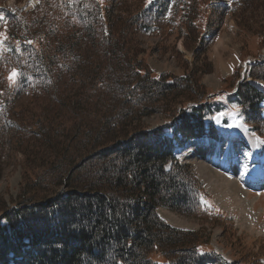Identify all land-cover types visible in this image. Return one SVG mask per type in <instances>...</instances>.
<instances>
[{"label":"trees","instance_id":"obj_1","mask_svg":"<svg viewBox=\"0 0 264 264\" xmlns=\"http://www.w3.org/2000/svg\"><path fill=\"white\" fill-rule=\"evenodd\" d=\"M225 6L143 0L133 12L123 0H39L27 13L0 7V156L10 133L15 146L27 143L26 162L39 155L18 198L0 199V264H262L255 255L223 257L199 240L204 230L173 226L158 208L223 218L176 150L192 139L220 141L215 116L228 124L230 104L264 139V92L243 81L176 109L173 97L205 89L190 74L152 70L132 40L162 32L172 7L188 34L196 30L198 47ZM249 75L264 80V59ZM25 94L43 108L32 119L16 110ZM159 107L172 112L166 125L140 124Z\"/></svg>","mask_w":264,"mask_h":264},{"label":"rangeland","instance_id":"obj_2","mask_svg":"<svg viewBox=\"0 0 264 264\" xmlns=\"http://www.w3.org/2000/svg\"><path fill=\"white\" fill-rule=\"evenodd\" d=\"M0 1L2 3L4 0ZM123 1L130 6L133 12H137V6L143 3V0ZM36 2L37 0H7L2 4L13 9H22L27 13ZM237 2L239 4L234 5V2L232 7L227 5L229 7H222L219 14H213L215 18L213 26H208L212 33L206 32L203 42L198 47L193 36L197 33L196 30L188 34L189 26L183 23L180 18L181 13L177 11L174 14L171 13L163 21L162 32L154 35L140 33L137 36L131 35V37L134 36L132 40L137 44L135 46H140L139 57L143 58L152 70L171 73L175 76L190 74L193 84L197 85L200 82L205 89L199 92L195 91V86H193L192 91L173 97L169 102L176 106V109H180L183 104L200 103L204 95V100L209 97L210 92L230 93L240 85L239 83L248 79L245 76L254 60L264 59V0H242L241 2L238 0ZM2 27L0 23V42H2ZM236 69H239V74L235 73ZM35 103L38 104L35 105ZM39 103L41 101H31L30 96L25 94L16 101L15 105L18 113L26 111L23 118L32 119L31 113L39 114L43 110ZM171 103L162 106L172 109ZM61 110H52L53 115H60ZM158 110L144 117L140 124L149 129L165 125L172 112L168 114L160 107ZM13 112L11 109L8 113L9 117ZM223 112L224 115L230 116V124L228 126L220 124L223 130L222 141L217 143L214 139L208 138L196 140L195 143L191 141L176 151L181 162L189 164L194 175L203 183L212 201L224 211L223 218L211 217L212 215L207 213L187 214L165 207H159L158 211L173 226L187 230H204L199 240L209 242L224 256H229L231 260H239L242 257L251 259L255 255L264 264V182L257 183L250 177V174L248 175V171L255 165L256 168L264 171V140H258L260 148L256 158L259 161L254 163L251 161L255 157L252 144L243 136L245 132L251 133L240 120H235L233 123L238 108L230 104ZM21 118L19 117L18 120L21 121ZM219 118L220 116L217 118L218 122ZM13 141L15 138L11 137V133L4 136L2 142L4 152L0 156V199H4L8 205L12 204V201L16 200L23 190L24 176L31 175V170H36L39 164V155L28 156L30 159L34 158L26 162L27 143L17 147ZM31 143L38 145V142L31 141ZM48 146L51 145L46 147ZM36 149L28 145L30 153ZM232 168H234L235 175L228 173L232 171ZM218 173L234 177V183L237 184L241 181L240 179L243 180V186L247 187L244 188L241 184L240 189L243 190L237 191L241 200L232 196L230 192H228L230 199L221 197L223 195L219 193L220 181H214V179H219ZM212 175L216 177L209 181L208 178H212ZM167 211L186 222L177 223L171 219ZM226 218L228 220H224ZM223 224L227 225L233 236L238 237L237 240L234 241L225 234ZM206 233H210L209 238Z\"/></svg>","mask_w":264,"mask_h":264},{"label":"bare ground","instance_id":"obj_3","mask_svg":"<svg viewBox=\"0 0 264 264\" xmlns=\"http://www.w3.org/2000/svg\"><path fill=\"white\" fill-rule=\"evenodd\" d=\"M244 136V138H245V140H248V142H250L251 144H252V147H253V149H254V158H252L251 159V161L252 162H257V161H259L256 157H257V154H258V149L260 148V143H259V141H258V139L255 137V136H253L252 134H249V133H247V132H245V135H243ZM193 143H195V141L193 142ZM198 143H200L199 141H198ZM207 146V145H206ZM206 146H204V147H206ZM194 147H196V146H194ZM262 149V148H261ZM205 154H206V152H205ZM204 165V164H203ZM206 165V164H205ZM207 168V167H206ZM253 169H259V168H256V165L254 166V167H252L251 169H250V171L251 170H253ZM228 173H231V174H233V175H235L234 174V168H232V171L231 172H228ZM219 175H220V177H219V179L218 180H216V179H214V181H220V185L221 186H219L221 189H219V193H222V195L223 196H221L223 199H230L229 198V196H228V192H230L231 194H232V196H235V197H237V199H239V200H241L242 198L240 197V194H237V191H241V190H243V189H240L242 186H243V180L242 179H240V178H242V177H240L239 179L241 180V181H239L238 182V184L237 183H234V179L230 176V175H221L220 173H218ZM263 176L264 175H259L258 177L256 176H250L253 180H255L257 183H260L261 184V182L264 180V178H263ZM216 176H214V175H212V178L211 177H209L208 178V180L210 181V180H212L213 178H215ZM238 178V177H237ZM241 184H242V186H241ZM244 187V186H243ZM247 186H245L244 188H246ZM244 192V191H243ZM244 198V197H243ZM167 214L171 217V219H173L174 221H176L177 223L178 222H186V221H184V220H182L181 218H179L178 216H175V215H173L171 212H168L167 211Z\"/></svg>","mask_w":264,"mask_h":264},{"label":"snow or ice","instance_id":"obj_4","mask_svg":"<svg viewBox=\"0 0 264 264\" xmlns=\"http://www.w3.org/2000/svg\"><path fill=\"white\" fill-rule=\"evenodd\" d=\"M16 73L14 72L13 75L10 77V79L14 78Z\"/></svg>","mask_w":264,"mask_h":264}]
</instances>
